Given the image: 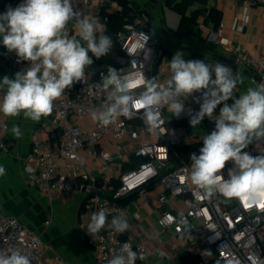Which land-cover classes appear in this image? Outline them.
<instances>
[{"label":"built area","instance_id":"1","mask_svg":"<svg viewBox=\"0 0 264 264\" xmlns=\"http://www.w3.org/2000/svg\"><path fill=\"white\" fill-rule=\"evenodd\" d=\"M5 1L0 0V4ZM22 2L11 0L10 6L15 8ZM72 2L81 18L101 26L109 14L121 10L116 0ZM241 3L247 8L264 7V0H242ZM152 23L148 12L139 11L134 21L125 24L124 31L118 34L122 54L112 68L133 96L131 117L119 116L107 126L92 119L93 112L98 114L103 110L112 91L111 87H102L107 71H95L97 65L93 62L86 68L87 82H74L72 88L54 101L53 111L47 116L49 124L35 134L31 151L24 160L25 179L48 197L78 196L88 217L101 209L107 210L108 223L89 240L96 264H108L124 243H130L137 252L135 264H155L149 249L156 237L143 233L137 218L130 220L128 230L123 233L114 232L110 224L114 216H123L128 221L133 204L138 210L148 209L154 190L159 191L155 198L156 224L171 240L162 245L167 248L164 256L172 264H179L185 254L196 257L199 264L215 261L264 264V208H248L238 199H225L219 194L205 198L203 191L191 183V161L182 152L191 146L202 147L203 137L215 128V122L207 117L195 127L191 124L203 102L202 93L195 92L184 99L179 115L167 105L154 106V124L147 118V108L140 103V94L148 80L156 77L165 83L171 75V57L161 49ZM73 26L78 28L75 20L69 21L67 29ZM199 28L207 27L201 22ZM218 31L219 43L229 46L230 40L224 36L223 29ZM143 33L149 37L146 44ZM234 53L237 64L250 70V84L254 88L264 84V54L251 55L241 44L234 46ZM3 61L9 69L4 77L9 79L14 71L29 66V62L5 47ZM3 92L0 90V98ZM220 107L217 106L216 114ZM11 118L0 113V151L4 154L18 148V142L8 134ZM201 130L207 133L202 134ZM244 151L253 156L264 154V138H253ZM192 153L196 152L192 150L189 155ZM233 166L231 161L226 163L222 170L225 179ZM52 223L53 215L48 214L45 224ZM0 248L20 249L32 264H66L58 256L48 260L50 248L40 234L2 211Z\"/></svg>","mask_w":264,"mask_h":264},{"label":"clouds","instance_id":"2","mask_svg":"<svg viewBox=\"0 0 264 264\" xmlns=\"http://www.w3.org/2000/svg\"><path fill=\"white\" fill-rule=\"evenodd\" d=\"M72 20L78 26L79 39L69 38L67 34V25ZM143 38L146 44L148 35L143 33ZM0 43L29 62L14 79L0 80V90H4L0 113L8 117L23 114L33 121L50 115L54 101L72 88L74 82L86 83V68L93 64L92 57L100 59L113 46L101 25L81 18L72 0H23L15 8L9 6L0 13ZM169 70L171 75L165 83L154 77L140 94L148 120L155 123L153 107L160 105H167L179 115L184 99L201 92L203 102L191 124L195 127L205 117L215 122L214 130L203 137L199 154L190 155L191 183L203 191L205 198L219 194L225 199H238L248 208L264 205V154L253 156L244 151L253 138H264V84L250 87L236 97L234 89L243 83L238 73L217 62L210 65L204 60L186 61L182 51L172 56ZM102 87H111L112 91L103 110L98 114L93 112L92 119L107 126L119 116L130 118L133 96L117 70L108 68ZM218 105L222 107L216 114ZM11 131L16 138L22 135L18 126L14 125ZM229 161L234 166L225 179L222 170ZM4 173V167L0 166V175ZM107 223V210L101 209L91 215L85 226L93 236ZM110 224L116 233L129 228L123 216H114ZM137 258L132 245L124 243L108 264H135ZM0 264H32V260L20 249L0 248Z\"/></svg>","mask_w":264,"mask_h":264},{"label":"crops","instance_id":"3","mask_svg":"<svg viewBox=\"0 0 264 264\" xmlns=\"http://www.w3.org/2000/svg\"><path fill=\"white\" fill-rule=\"evenodd\" d=\"M140 1L146 5L144 7L150 10L151 7L154 9L155 6L161 9L157 15L148 12L143 8V5L138 11H146L151 15L153 33L158 39L161 49L167 52L171 58L177 51L184 53L186 61L190 60L194 54L202 55L208 64L212 65L216 62L223 64L243 78V83L237 84L234 94L240 96L248 88H254L249 82L250 70L237 64L234 46L241 44L243 49L251 55L264 54V7L247 8L241 3L242 0H209L211 6L215 5L222 12V23L219 28L223 29L224 36L230 40L229 46H223L219 43V29L216 32L208 27L203 30L198 27L188 39H179L174 33L179 26L180 16L173 10L165 8L164 0ZM10 5L11 0H6L0 4V13H4ZM133 9L136 8L133 7ZM67 34L69 38L79 39V29L75 26L68 28ZM3 52L4 47L0 43V79H3L9 70L3 61ZM26 68L24 67L23 70ZM22 71H14L10 79H14L15 75ZM48 124L47 116L41 117L39 121H33L24 118L23 114L12 117L9 122V138L18 142V148L10 154H4L0 151V166H5L6 173L21 187L22 194L27 190L24 186V184L27 186V183H24L26 180L22 171L25 164L24 160L31 151L35 134L42 126ZM14 125L18 126L22 132L19 138H16L11 131ZM11 159H13L14 167L9 165ZM29 186L33 188V209L35 210L33 223L19 215L4 212L1 206L0 211L17 217L24 225L40 234L43 242L50 248L46 255L48 260L58 256L66 264H96L93 248L89 242L91 235L88 234L85 226L90 221V217L84 214L80 198L64 194L48 197L35 186ZM16 192H19L17 187ZM157 194L152 193V201L148 209L138 210L135 204L131 205L128 223L130 224V220L135 217L138 219L140 230L143 233L156 237L150 242L149 249L151 259L155 264H172V261L164 256L167 248L162 245V243L171 242V240L161 232L160 227L156 224L158 215L155 198ZM137 201L141 200L138 199ZM48 214L53 215V223L50 226L45 224ZM160 245H162V249H159Z\"/></svg>","mask_w":264,"mask_h":264},{"label":"trees","instance_id":"4","mask_svg":"<svg viewBox=\"0 0 264 264\" xmlns=\"http://www.w3.org/2000/svg\"><path fill=\"white\" fill-rule=\"evenodd\" d=\"M121 5V10L115 14H109L108 20L103 21L102 27L104 34L111 37L113 46L109 53L100 59L93 58V62L100 67L105 69L108 74V68L112 67L119 55L122 54L121 43L118 40V34L124 31V25L128 22H133L137 13L136 9H133L130 0H116ZM166 6L172 9L175 13L180 16V23L178 28L175 31V36L179 39L186 40L194 32L195 29L199 27L201 22H204V25L213 31H217L222 23V12L215 6L210 5L209 0H164ZM196 8L193 9V7ZM190 10V11H189ZM203 19V20H202ZM202 20V21H201ZM91 56V53H90ZM190 60H204L206 63L208 61L204 56L199 54H194ZM236 97L238 95L234 94ZM229 104L232 103V100L228 101ZM189 148L185 152H182V155L186 160L190 159L189 153H191ZM199 154V153H198ZM197 154V155H198ZM179 264H199V260L196 257H193L189 254L183 255ZM213 264H225L220 261H215Z\"/></svg>","mask_w":264,"mask_h":264},{"label":"rangeland","instance_id":"5","mask_svg":"<svg viewBox=\"0 0 264 264\" xmlns=\"http://www.w3.org/2000/svg\"><path fill=\"white\" fill-rule=\"evenodd\" d=\"M130 1L132 3L133 7H135L137 9V11L140 10V8L143 5V3L140 0H130ZM142 1H144V0H142ZM144 6H146V5H143L144 9H146L148 12H153L154 15H157L160 13L161 9L158 6H155L154 9L151 7V10L148 9L147 7H144ZM164 7L169 8L168 6H166V4ZM195 7L196 6H194L193 9ZM166 54H167V52H166ZM100 69L101 68L98 66L95 67V71L100 70ZM162 80H163V77H161V81ZM194 131L197 132L198 130L195 129ZM201 133L204 134L207 132L206 131L202 132V130H201ZM191 147H193V146H191ZM200 147H201L200 145H197L196 147H193V149H191V150L198 153ZM9 165L14 167L13 159H11V164H9ZM3 167L5 169V166H3ZM22 171H23L24 175L26 176L27 167L25 166V164L22 167ZM24 183H27V186L24 184V186L27 190H25V192H23V194H22L20 191L21 187L18 186V184L13 181V179L9 176V174L6 173V171L3 175H0V206L3 208L4 212L5 211L11 212L14 215L15 214L19 215L21 218L27 219L28 221H32V223H33V212H35V210L33 209V188H30L29 185H31V184H29V182L27 180ZM16 187L18 188V191H19L18 193L16 192ZM31 187H33V186L31 185ZM153 192L158 193L159 191L154 190Z\"/></svg>","mask_w":264,"mask_h":264},{"label":"snow or ice","instance_id":"6","mask_svg":"<svg viewBox=\"0 0 264 264\" xmlns=\"http://www.w3.org/2000/svg\"><path fill=\"white\" fill-rule=\"evenodd\" d=\"M245 206H247V205L245 204ZM260 207H264V205H260Z\"/></svg>","mask_w":264,"mask_h":264},{"label":"water","instance_id":"7","mask_svg":"<svg viewBox=\"0 0 264 264\" xmlns=\"http://www.w3.org/2000/svg\"><path fill=\"white\" fill-rule=\"evenodd\" d=\"M95 66V65H94ZM96 67V66H95Z\"/></svg>","mask_w":264,"mask_h":264}]
</instances>
